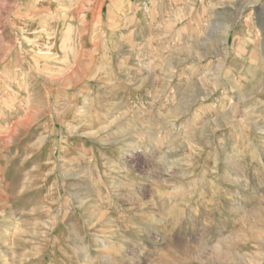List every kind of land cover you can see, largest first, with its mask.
I'll use <instances>...</instances> for the list:
<instances>
[{
  "label": "rangeland",
  "instance_id": "obj_1",
  "mask_svg": "<svg viewBox=\"0 0 264 264\" xmlns=\"http://www.w3.org/2000/svg\"><path fill=\"white\" fill-rule=\"evenodd\" d=\"M0 264H264V0H0Z\"/></svg>",
  "mask_w": 264,
  "mask_h": 264
},
{
  "label": "bare ground",
  "instance_id": "obj_2",
  "mask_svg": "<svg viewBox=\"0 0 264 264\" xmlns=\"http://www.w3.org/2000/svg\"><path fill=\"white\" fill-rule=\"evenodd\" d=\"M72 231V230H71ZM88 250V249H87ZM90 255V254H89ZM82 256V255H81ZM84 257L85 258H87L88 257V254L86 253L85 255H84ZM89 261V260H88Z\"/></svg>",
  "mask_w": 264,
  "mask_h": 264
}]
</instances>
